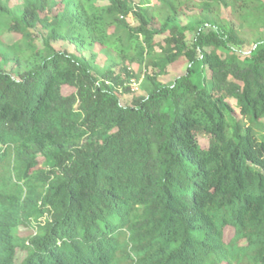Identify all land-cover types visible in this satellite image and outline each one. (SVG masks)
<instances>
[{
    "label": "trees",
    "instance_id": "trees-1",
    "mask_svg": "<svg viewBox=\"0 0 264 264\" xmlns=\"http://www.w3.org/2000/svg\"><path fill=\"white\" fill-rule=\"evenodd\" d=\"M157 2L0 0V264H264V0Z\"/></svg>",
    "mask_w": 264,
    "mask_h": 264
},
{
    "label": "rangeland",
    "instance_id": "rangeland-1",
    "mask_svg": "<svg viewBox=\"0 0 264 264\" xmlns=\"http://www.w3.org/2000/svg\"><path fill=\"white\" fill-rule=\"evenodd\" d=\"M15 3L16 2H18L19 0H13ZM135 1H138V0H135ZM149 1V6L150 7H153V8H155V7H158V2H157V0H148ZM245 30H246V36L248 37V41H246L245 42V44L243 45V50L244 51H248V50H250V48H252V39H251V33L249 32V30L248 29H246L245 28ZM3 31H4V34H3V36H2V39H3V41L4 42H6V43H11L12 41H14L15 40V38H16V36L15 35H12V34H9V33H7V32H5V30L3 29ZM34 34H36L37 35V33L36 32H34ZM53 45H54V47L55 48H57V49H60V48H62V47H64V48H67L68 49V51L70 52V53H73L75 50H74V45L73 44H66V43H64V42H62V41H56V42H53ZM91 51L92 52H94V53H96V55H95V57H94V59H93V64H92V66H95V65H98V66H102L104 63H105V57L102 55V53L101 52H99V49L97 48V47H93L92 49H83V50H81L80 51V55H82V56H84V57H88L89 55H90V53H91ZM130 67L132 68V70L133 71H135L136 72V76L133 78L134 80V82L136 83V82H140L141 80H142V78H143V76L146 74V73H148V69L147 70H144L143 69V67H140V66H138L136 63H132L131 65H130ZM116 70H118V67H116ZM182 71V68L181 67H177V68H175L174 70H172V72H170L168 75H166V76H162V77H160L161 78V80L164 82V83H166V84H171L172 83V81H173V79L180 73ZM95 75H98V73L96 74L95 73ZM124 76H122V78H123ZM138 85V84H137ZM131 86H133V85H131ZM130 86V87H131ZM62 88V91H63V93L64 94H69V93H71V92H73L74 91V88H71V87H69V86H63V87H61ZM141 91H140V87H139V85H138V89H129V91H127V92H121V94H120V96H119V98H120V103L124 106L125 104H128L130 101H131V98H132V96L134 95V94H139ZM230 102L232 103V104H234V100H230ZM236 112H237V110H236ZM197 139H198V142H199V144L201 145V147H206L207 145H208V136H206V135H203V134H201V135H198V137H197ZM21 256L19 255L18 256V259L20 258Z\"/></svg>",
    "mask_w": 264,
    "mask_h": 264
},
{
    "label": "built area",
    "instance_id": "built-area-1",
    "mask_svg": "<svg viewBox=\"0 0 264 264\" xmlns=\"http://www.w3.org/2000/svg\"><path fill=\"white\" fill-rule=\"evenodd\" d=\"M128 17H131V13L128 15ZM133 80H134V79L131 78V79L129 80L128 85H129V86L133 85V86L130 87V88H132V89H138V85L140 84V82H136V83H135ZM137 84H138V85H137Z\"/></svg>",
    "mask_w": 264,
    "mask_h": 264
}]
</instances>
